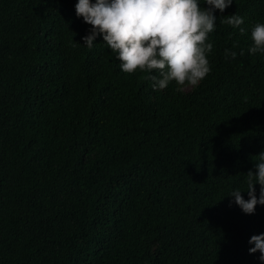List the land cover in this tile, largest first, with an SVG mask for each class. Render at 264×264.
<instances>
[{"label":"trees","instance_id":"16d2710c","mask_svg":"<svg viewBox=\"0 0 264 264\" xmlns=\"http://www.w3.org/2000/svg\"><path fill=\"white\" fill-rule=\"evenodd\" d=\"M77 3L0 0V264H264V205L229 196L264 152V0L225 9L244 35L216 10L209 74L159 91Z\"/></svg>","mask_w":264,"mask_h":264},{"label":"clouds","instance_id":"9594fccd","mask_svg":"<svg viewBox=\"0 0 264 264\" xmlns=\"http://www.w3.org/2000/svg\"><path fill=\"white\" fill-rule=\"evenodd\" d=\"M232 3L233 0H204L203 5L200 0H78L76 15L92 26L83 37L86 47L92 49L97 37L102 36L124 73H149L147 78L156 91L168 88L172 82L182 90L198 86L211 70L207 57L214 47L209 34L217 25L216 10L222 14L219 23L245 34L244 18L238 13L221 19ZM251 39L253 45L248 51L253 55L264 53V23L254 25ZM240 54H244L243 50ZM229 56L235 58L237 53L225 49V58ZM256 157V170L245 174L246 189L237 188L229 194L245 214H254L258 204L264 205V152ZM257 184L261 186L259 197ZM245 191L248 200L242 195ZM249 244L254 245L249 254L259 252V260L264 262V233L253 235Z\"/></svg>","mask_w":264,"mask_h":264}]
</instances>
